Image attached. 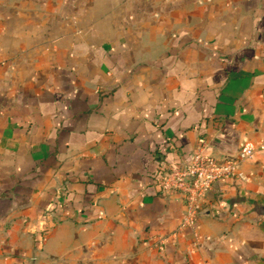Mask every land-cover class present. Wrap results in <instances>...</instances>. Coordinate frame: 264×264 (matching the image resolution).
I'll use <instances>...</instances> for the list:
<instances>
[{
	"label": "crops",
	"instance_id": "0c3cea01",
	"mask_svg": "<svg viewBox=\"0 0 264 264\" xmlns=\"http://www.w3.org/2000/svg\"><path fill=\"white\" fill-rule=\"evenodd\" d=\"M253 154L194 228L155 186ZM264 0H0V264H264Z\"/></svg>",
	"mask_w": 264,
	"mask_h": 264
},
{
	"label": "built area",
	"instance_id": "2783aa9c",
	"mask_svg": "<svg viewBox=\"0 0 264 264\" xmlns=\"http://www.w3.org/2000/svg\"><path fill=\"white\" fill-rule=\"evenodd\" d=\"M253 154L251 149H241L235 159H215L197 150L192 155L175 164L168 165L155 179L156 189L161 194L179 193L183 200L184 212L181 226L194 228L202 213V203L206 194L219 180L231 176L241 177L239 162Z\"/></svg>",
	"mask_w": 264,
	"mask_h": 264
},
{
	"label": "water",
	"instance_id": "95a60500",
	"mask_svg": "<svg viewBox=\"0 0 264 264\" xmlns=\"http://www.w3.org/2000/svg\"><path fill=\"white\" fill-rule=\"evenodd\" d=\"M249 213H253L256 216L264 215V203H260L259 201H252L251 207L249 209Z\"/></svg>",
	"mask_w": 264,
	"mask_h": 264
}]
</instances>
